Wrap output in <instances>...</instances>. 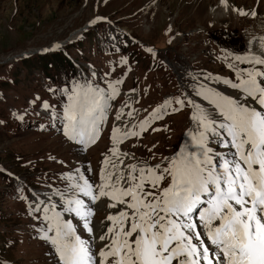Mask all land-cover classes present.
<instances>
[{"label":"rangeland","instance_id":"374dc122","mask_svg":"<svg viewBox=\"0 0 264 264\" xmlns=\"http://www.w3.org/2000/svg\"><path fill=\"white\" fill-rule=\"evenodd\" d=\"M100 16L123 30L103 21L83 36L86 25ZM131 31L143 44L130 39ZM64 40L70 42L72 69L59 65L51 75L40 60L18 62L27 52L44 53ZM250 55L264 57V0H0V167L9 170L0 169V264H62L54 245L43 239L51 226L45 208L49 216L62 212V220L74 219L77 233L96 255L111 242L100 239L112 224L107 217L121 210L131 216L133 210L110 197L93 203L75 193L94 213L88 233L80 217L63 212L66 205L56 192L73 196L70 186L82 182L81 175L94 192L106 183L105 176L111 182L115 177V185L122 175L118 186L128 187L131 165L136 175L148 167L163 173L171 158L194 148L188 133L197 132L191 118L197 108L189 101L219 122L197 90L208 95L211 88L240 99L239 90L221 78L237 81V69L264 70V65L234 58ZM49 61L54 63V57ZM58 80L60 88H55ZM93 91L106 104L98 117V138L81 144L66 135V111L77 96ZM132 132L139 135L123 137ZM220 140L209 134L207 141L220 154L218 172L229 151ZM163 175L157 188L146 183L144 191L159 194L168 187L171 177Z\"/></svg>","mask_w":264,"mask_h":264},{"label":"snow or ice","instance_id":"6c2138e0","mask_svg":"<svg viewBox=\"0 0 264 264\" xmlns=\"http://www.w3.org/2000/svg\"><path fill=\"white\" fill-rule=\"evenodd\" d=\"M222 58L227 60L228 55ZM234 58L264 65V57L260 56ZM228 66L235 68L231 63ZM236 71L237 81L221 78V82L239 90L240 99L211 88L208 95L197 90V95L209 100L219 122L189 101L197 108L191 117L197 132L188 133L195 150L182 151L170 159L163 173L171 177V182L159 194L144 191V185L157 188L163 173L148 167L139 169L136 175L135 165L129 166L128 187L118 186L123 176L115 185L111 177L105 176L102 179L106 183L94 192V186L81 175L82 182L70 186L73 196L56 192L66 205L63 212L80 217L88 233L93 231L90 217L94 213L75 193L89 197L93 203L100 197H110L133 210L131 216L121 211L107 217L112 224L107 236L100 239L110 238L111 242L94 255L89 241L81 238L72 222L61 219L62 212L49 216V208H45L44 219L51 226L43 239L54 245L62 264H98L97 256L99 264H264V70L252 67ZM179 103L184 105L183 100ZM105 104L95 91L77 96L66 111L68 138L81 144L94 143ZM209 134L220 137L229 149L221 158L220 172L215 166V157L220 154L207 147ZM128 135L139 133H123L125 138ZM197 222L205 229L203 237ZM48 232L54 234L49 236ZM205 238L209 244L204 243Z\"/></svg>","mask_w":264,"mask_h":264},{"label":"trees","instance_id":"16d2710c","mask_svg":"<svg viewBox=\"0 0 264 264\" xmlns=\"http://www.w3.org/2000/svg\"><path fill=\"white\" fill-rule=\"evenodd\" d=\"M55 56H57V58H60V60L62 59V61L60 62V64L59 65H62V66H72V64H71V62L68 60V61H66V62H63L64 61V59H66L65 58V56L62 54V52H59V53H57ZM47 57H54V56H52V55H50V56H47ZM50 66H51V70H53V63H50V61H48L47 62Z\"/></svg>","mask_w":264,"mask_h":264},{"label":"bare ground","instance_id":"6f19581e","mask_svg":"<svg viewBox=\"0 0 264 264\" xmlns=\"http://www.w3.org/2000/svg\"><path fill=\"white\" fill-rule=\"evenodd\" d=\"M128 32V31H127ZM226 95V94H225ZM254 107H257V106H254ZM183 148L185 149V148H187L186 147V144H185V142H184V144H183ZM195 150V148H193V150L191 149L189 152H191V151H194ZM220 155H218V157H219ZM227 158H231L230 156L229 157H227ZM218 160V159H217ZM216 160V161H217ZM215 161V162H216ZM216 164H217V162H216ZM216 166V165H215ZM217 170V169H216ZM218 171V170H217ZM220 171H222V170H220ZM122 176V175H121ZM121 184H122V182L119 184L120 186H121ZM38 191H41V190H38ZM49 190H43V191H41V192H44L45 194L48 192ZM33 192H37V191H33ZM122 211V210H121ZM124 211V210H123Z\"/></svg>","mask_w":264,"mask_h":264}]
</instances>
